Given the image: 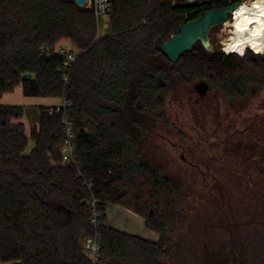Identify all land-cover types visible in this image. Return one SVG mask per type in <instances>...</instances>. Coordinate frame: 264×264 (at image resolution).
Returning a JSON list of instances; mask_svg holds the SVG:
<instances>
[{"label":"trees","instance_id":"16d2710c","mask_svg":"<svg viewBox=\"0 0 264 264\" xmlns=\"http://www.w3.org/2000/svg\"><path fill=\"white\" fill-rule=\"evenodd\" d=\"M108 1L111 34L101 37L93 4L0 0V98L21 88L25 97L71 104L41 108L30 136L24 108L0 106V264H91L85 240L93 236L99 264H167L189 223L187 195L145 158L146 123L179 84L200 80L231 99L264 83V60L249 50L238 56L196 47L172 63L157 47L225 1ZM63 40L77 50L67 82L66 55L54 52ZM65 116L75 130L70 165L61 153ZM30 139L35 146L26 154ZM108 205L142 217L159 241L110 228Z\"/></svg>","mask_w":264,"mask_h":264},{"label":"flooded vegetation","instance_id":"af4514ba","mask_svg":"<svg viewBox=\"0 0 264 264\" xmlns=\"http://www.w3.org/2000/svg\"><path fill=\"white\" fill-rule=\"evenodd\" d=\"M227 100V122L199 123L211 133L199 166L188 161L199 172V216L189 218L188 255L177 264H264V83Z\"/></svg>","mask_w":264,"mask_h":264},{"label":"rangeland","instance_id":"374dc122","mask_svg":"<svg viewBox=\"0 0 264 264\" xmlns=\"http://www.w3.org/2000/svg\"><path fill=\"white\" fill-rule=\"evenodd\" d=\"M195 1L202 3L209 0ZM240 1L250 3L253 0ZM93 3L94 0H89L87 6L90 7ZM231 30L224 26L212 30L210 35L212 53H229L227 46L232 39ZM110 34L109 17L103 16L99 19V36L106 37ZM230 54L240 56L237 53ZM256 55L264 57V52ZM202 92L205 93L203 96ZM229 106V101L218 91L205 90L202 81L196 80L192 83L179 84L170 91L162 109L156 111V117L146 123V131L142 136L145 158L153 167L160 168L167 178L183 186L187 195L188 218L199 216L200 192L199 172L188 161L199 166L200 151L208 146L206 141L208 137L203 138L211 134L203 131L199 133V123L227 122ZM236 107L244 108V103L239 102ZM213 138L211 136L208 141L212 142ZM31 144L30 139L28 148ZM30 152L31 149H26V154ZM187 238L186 229L175 237L174 255L167 264L183 263L188 255Z\"/></svg>","mask_w":264,"mask_h":264},{"label":"crops","instance_id":"0c3cea01","mask_svg":"<svg viewBox=\"0 0 264 264\" xmlns=\"http://www.w3.org/2000/svg\"><path fill=\"white\" fill-rule=\"evenodd\" d=\"M56 48L73 53L77 52L75 46L69 40L61 41ZM64 102L62 98L25 97L21 88L15 89L12 93H5L0 98V106H21L24 108V115L21 122L24 124L28 136H30L32 128L39 125L41 108L58 107L63 105ZM34 146L35 143L32 141L30 148L27 146V150L31 149L32 151ZM106 216L107 225L114 230L154 243L159 241V235L146 228L145 220L142 217L124 207L108 205L106 208Z\"/></svg>","mask_w":264,"mask_h":264},{"label":"water","instance_id":"95a60500","mask_svg":"<svg viewBox=\"0 0 264 264\" xmlns=\"http://www.w3.org/2000/svg\"><path fill=\"white\" fill-rule=\"evenodd\" d=\"M64 1L75 2L79 7H85L88 3V0ZM185 1L188 3L195 2V0ZM240 6L241 3H238L234 6L206 11L202 13L198 19L181 26L180 33L172 36L167 43L158 42L157 47L172 63H177L186 53L193 52L198 43L208 51L211 46L210 35L212 30L214 28H222L226 21L233 18L235 11ZM202 86H204L205 89L208 88V85L205 82H202Z\"/></svg>","mask_w":264,"mask_h":264},{"label":"bare ground","instance_id":"6f19581e","mask_svg":"<svg viewBox=\"0 0 264 264\" xmlns=\"http://www.w3.org/2000/svg\"><path fill=\"white\" fill-rule=\"evenodd\" d=\"M223 26L232 29L230 33L233 37L227 46L229 53L241 55L242 52V55H245L247 50H252L256 54L263 53L264 0L242 3L232 20L226 21Z\"/></svg>","mask_w":264,"mask_h":264},{"label":"built area","instance_id":"2783aa9c","mask_svg":"<svg viewBox=\"0 0 264 264\" xmlns=\"http://www.w3.org/2000/svg\"><path fill=\"white\" fill-rule=\"evenodd\" d=\"M93 5L95 7V15L98 19H100L103 16L110 17L111 9H110L108 0H94ZM54 52L62 53V54L66 55L65 57H66L67 69H66V75L64 77V80L67 82L68 78H69L70 71L72 69V67L70 68V65L72 63L76 62V59H77L76 55L77 54L70 52V51H66V50L61 49V48H56ZM42 53H44L46 55H50L51 50L49 48L43 47ZM70 105H71L70 103L64 102L63 105L57 107V111H60V108L66 109ZM62 123L64 125V132H65V138H64L63 145L61 148L62 162L65 165L75 164L76 147L74 144V141H75L74 126L69 121L67 116H65L63 118ZM94 205H95V203H94ZM99 217H100V213L98 211L94 210L93 216H92V224L95 228L98 227V225H99V221H98ZM100 251H101V245H100L98 236L86 238V240H85V252H86L88 258L90 259L91 264H99Z\"/></svg>","mask_w":264,"mask_h":264},{"label":"clouds","instance_id":"9594fccd","mask_svg":"<svg viewBox=\"0 0 264 264\" xmlns=\"http://www.w3.org/2000/svg\"><path fill=\"white\" fill-rule=\"evenodd\" d=\"M243 53L241 52V55H242Z\"/></svg>","mask_w":264,"mask_h":264}]
</instances>
